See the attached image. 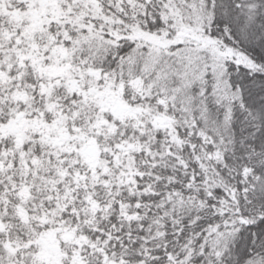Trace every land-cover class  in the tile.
<instances>
[{"label": "snow or ice", "instance_id": "6c2138e0", "mask_svg": "<svg viewBox=\"0 0 264 264\" xmlns=\"http://www.w3.org/2000/svg\"><path fill=\"white\" fill-rule=\"evenodd\" d=\"M0 264H264V0H0Z\"/></svg>", "mask_w": 264, "mask_h": 264}]
</instances>
